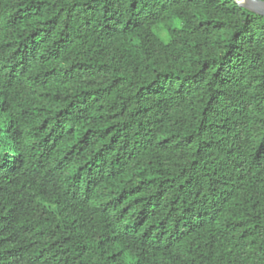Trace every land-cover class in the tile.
I'll use <instances>...</instances> for the list:
<instances>
[{
  "label": "trees",
  "instance_id": "trees-1",
  "mask_svg": "<svg viewBox=\"0 0 264 264\" xmlns=\"http://www.w3.org/2000/svg\"><path fill=\"white\" fill-rule=\"evenodd\" d=\"M0 264H264V16L0 0Z\"/></svg>",
  "mask_w": 264,
  "mask_h": 264
},
{
  "label": "water",
  "instance_id": "water-1",
  "mask_svg": "<svg viewBox=\"0 0 264 264\" xmlns=\"http://www.w3.org/2000/svg\"><path fill=\"white\" fill-rule=\"evenodd\" d=\"M240 6L257 14L264 16V0H237Z\"/></svg>",
  "mask_w": 264,
  "mask_h": 264
}]
</instances>
